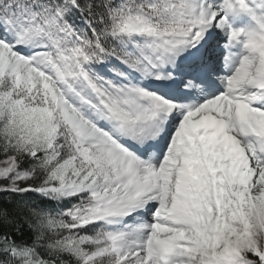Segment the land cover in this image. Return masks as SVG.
I'll list each match as a JSON object with an SVG mask.
<instances>
[{
  "label": "snow or ice",
  "instance_id": "snow-or-ice-1",
  "mask_svg": "<svg viewBox=\"0 0 264 264\" xmlns=\"http://www.w3.org/2000/svg\"><path fill=\"white\" fill-rule=\"evenodd\" d=\"M0 264H264V0H0Z\"/></svg>",
  "mask_w": 264,
  "mask_h": 264
}]
</instances>
